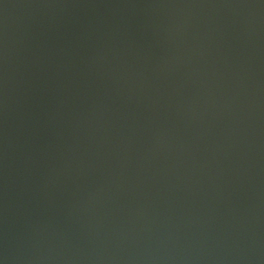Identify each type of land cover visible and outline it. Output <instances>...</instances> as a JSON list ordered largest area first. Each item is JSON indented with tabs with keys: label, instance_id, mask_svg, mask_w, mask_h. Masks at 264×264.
<instances>
[{
	"label": "water",
	"instance_id": "95a60500",
	"mask_svg": "<svg viewBox=\"0 0 264 264\" xmlns=\"http://www.w3.org/2000/svg\"><path fill=\"white\" fill-rule=\"evenodd\" d=\"M3 264H264V0H0Z\"/></svg>",
	"mask_w": 264,
	"mask_h": 264
},
{
	"label": "clouds",
	"instance_id": "9594fccd",
	"mask_svg": "<svg viewBox=\"0 0 264 264\" xmlns=\"http://www.w3.org/2000/svg\"><path fill=\"white\" fill-rule=\"evenodd\" d=\"M0 264H3V261L2 260H0Z\"/></svg>",
	"mask_w": 264,
	"mask_h": 264
}]
</instances>
